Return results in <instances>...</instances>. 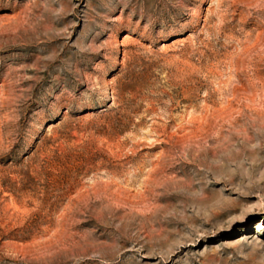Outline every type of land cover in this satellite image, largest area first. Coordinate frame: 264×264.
<instances>
[{
	"label": "rangeland",
	"instance_id": "rangeland-1",
	"mask_svg": "<svg viewBox=\"0 0 264 264\" xmlns=\"http://www.w3.org/2000/svg\"><path fill=\"white\" fill-rule=\"evenodd\" d=\"M0 264H264V0H0Z\"/></svg>",
	"mask_w": 264,
	"mask_h": 264
}]
</instances>
